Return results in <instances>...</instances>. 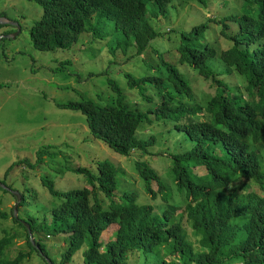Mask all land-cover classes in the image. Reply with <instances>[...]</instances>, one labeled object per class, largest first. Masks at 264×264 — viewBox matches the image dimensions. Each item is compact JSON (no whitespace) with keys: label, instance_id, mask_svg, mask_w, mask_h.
Returning a JSON list of instances; mask_svg holds the SVG:
<instances>
[{"label":"trees","instance_id":"1","mask_svg":"<svg viewBox=\"0 0 264 264\" xmlns=\"http://www.w3.org/2000/svg\"><path fill=\"white\" fill-rule=\"evenodd\" d=\"M30 1L43 9L30 29V40L40 51L68 49L78 41L86 23L100 12L116 31L134 38L143 54L160 36L147 19L149 4L152 16L159 18L167 17L170 8L181 0ZM236 1L244 2L243 13L196 25L181 34L175 49L179 61L209 85L207 101L197 103L189 80L177 66L166 64V78L146 76L137 80L130 76L131 90L143 94L148 104L156 103L147 112L127 104V97L116 85L112 105L79 101L62 106L79 110L91 136L120 155L148 152L157 138H143L138 132L144 124L162 119L185 132L193 146L186 152L169 154L180 199L178 205L168 204L162 213L140 202L136 193L116 197L118 168L108 160L96 161L95 173L77 169L88 182L84 188L60 193L45 180L53 198L61 200L50 210L49 223L45 220L37 225L36 218L27 216L24 222L34 244L25 224L15 217L14 208L11 217L24 231L27 247L46 264L56 263L43 241L36 238L41 230L47 237L66 242L61 264H71L83 246L87 247L82 251V264H126L132 257L143 258L145 264H264V43L252 48L264 39V0ZM210 22L221 24L220 36L229 42L222 49L198 44ZM232 23L238 25L233 33L229 30ZM194 37L197 40L192 43L189 38ZM212 59L218 62L209 66ZM217 63L229 69L222 70L227 74L212 69ZM233 74L241 80L245 99L237 88L233 89V83L225 81ZM150 89H155L153 96L147 95ZM38 152L36 164L30 166L40 164L43 154ZM147 164L139 160L137 169L148 193L157 201L159 191L155 192L152 184L161 189V178ZM198 167L206 169V174L194 173ZM100 194L109 201L102 203ZM167 195L161 197L165 203L172 198ZM24 203L21 195L19 207ZM7 218L0 212V220ZM4 233L7 236L8 232ZM104 235L108 240L102 238ZM14 245L15 237H0V264L29 260L30 253L7 254Z\"/></svg>","mask_w":264,"mask_h":264},{"label":"rangeland","instance_id":"2","mask_svg":"<svg viewBox=\"0 0 264 264\" xmlns=\"http://www.w3.org/2000/svg\"><path fill=\"white\" fill-rule=\"evenodd\" d=\"M243 3L236 0H181L176 7L170 8L167 17L159 18L152 16V4H149L147 19L160 36L152 40L142 54L134 38H126L116 31L100 12L86 23L78 41L68 49L40 51L30 40V29L41 18L42 6L30 0H0V18L13 23L0 25V212L8 216L6 221L0 220V237L7 240L15 237L14 248L7 250V254L8 251L13 256L18 251L30 253L29 260L23 264H46L36 251L27 247L24 231L11 217L16 203L14 193L23 195L25 200L17 208L20 222L25 223L27 216H33L37 225L45 220L49 223L50 210L61 197L53 198L45 187V180L52 182L60 193L84 188L88 182L77 169L95 173L98 160L111 161L118 168L116 197L136 193L140 202L151 204L159 213L168 204H179V190L169 154L191 149L193 142L185 132L177 130L169 120L146 123L138 134L143 138L156 136V144L148 152L136 150L129 156L120 155L91 136L85 116L79 110L62 106L79 101H90L95 106L112 105L116 98L113 86L116 85L127 97V104L147 112L156 103L148 104L143 94L131 90L130 76L137 80L146 76L166 78V64L177 66L181 75L189 80L197 103L207 101L211 94L209 85L194 75L188 64L179 61L175 49L182 33L214 18L241 14ZM220 30L221 24L210 22L198 44H209L216 49L227 46L228 41L220 36ZM229 30L236 32L238 25L232 23ZM189 40L194 43L197 37ZM263 43L264 39L252 48ZM216 62V59L208 61L209 66ZM212 69L225 74L227 72L222 70H229L220 63ZM225 81L233 83V89L237 88L245 99L241 80L235 74L226 76ZM154 94L155 89L147 93L148 96ZM39 150L43 154L40 164L30 166L36 164ZM139 160L148 162L149 167L159 172L161 189L155 182L152 184L153 190L159 191L157 201L148 193L145 179L137 169ZM194 173L205 175L206 169L198 167ZM167 194L172 198L165 203L161 197ZM99 198L102 203L109 201L102 194ZM4 231L8 232L7 236ZM36 238L43 241L52 261L61 264L68 247L66 242L62 238L47 237L42 230ZM102 238L107 239L106 235ZM192 241H196L193 236ZM86 247L73 256L71 264H82V251ZM126 264L145 263L143 258L132 257V262Z\"/></svg>","mask_w":264,"mask_h":264},{"label":"water","instance_id":"3","mask_svg":"<svg viewBox=\"0 0 264 264\" xmlns=\"http://www.w3.org/2000/svg\"><path fill=\"white\" fill-rule=\"evenodd\" d=\"M4 24H13L11 23L10 21H8L6 18H0V25H4ZM5 188V187H3ZM14 195L16 196V203H15V207H14V214H15V217L17 216V208H18V205L21 201V197L19 196L18 193H14ZM26 228H27V233L29 235V239H30V242L34 244V238H33V235H31V232H30V229H29V226L24 223Z\"/></svg>","mask_w":264,"mask_h":264}]
</instances>
